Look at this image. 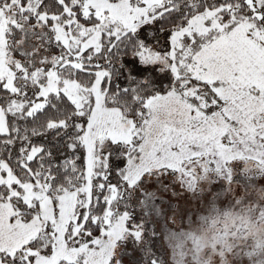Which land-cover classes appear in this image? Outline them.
Returning a JSON list of instances; mask_svg holds the SVG:
<instances>
[{
	"label": "snow or ice",
	"instance_id": "snow-or-ice-1",
	"mask_svg": "<svg viewBox=\"0 0 264 264\" xmlns=\"http://www.w3.org/2000/svg\"><path fill=\"white\" fill-rule=\"evenodd\" d=\"M0 264H264V0H0Z\"/></svg>",
	"mask_w": 264,
	"mask_h": 264
}]
</instances>
